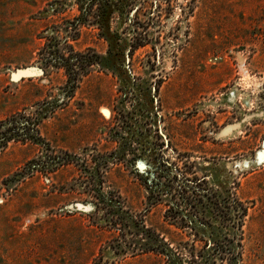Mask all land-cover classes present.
Listing matches in <instances>:
<instances>
[{
    "label": "rangeland",
    "instance_id": "rangeland-1",
    "mask_svg": "<svg viewBox=\"0 0 264 264\" xmlns=\"http://www.w3.org/2000/svg\"><path fill=\"white\" fill-rule=\"evenodd\" d=\"M14 113L75 156L20 175L43 147L0 148V264H169L143 251L146 228L195 230L136 175L161 150L237 197L242 264H264V0H0V120Z\"/></svg>",
    "mask_w": 264,
    "mask_h": 264
},
{
    "label": "trees",
    "instance_id": "trees-1",
    "mask_svg": "<svg viewBox=\"0 0 264 264\" xmlns=\"http://www.w3.org/2000/svg\"><path fill=\"white\" fill-rule=\"evenodd\" d=\"M62 59L68 62V57L63 56ZM60 64L67 71L73 68L67 63ZM71 70L75 73V69ZM68 82H72V87L75 86L77 77L69 73ZM19 116L24 117L26 122H19ZM40 120L39 117L27 116L25 113H14L0 120V148L13 139L31 141L43 147L44 154L40 159L28 160L17 174H31L38 170L54 171L61 165L72 163L74 159L75 155L71 153H56L42 139L38 128ZM157 145L159 146L157 142L143 145L141 150L144 153L152 150L155 152L153 147ZM158 155L151 157V168L144 173L137 172L136 175L149 189L147 198L154 200L150 203L166 200L168 205L166 216L182 218L183 226H190L195 233L194 237L187 241H174L171 238L167 240V233L146 228L143 232V251L152 252L169 264H242V243L237 240V225L238 227L242 225L246 207L231 194V191L229 192V189L221 187V190L217 191L209 188L205 176L199 177L195 171H191V167L195 165L194 161H187L184 164L185 168H182L165 157L162 150L160 158ZM108 161L106 159L103 163L107 165ZM102 166V163L96 162L95 167L87 166L83 169L89 179L87 184L94 192L103 187ZM188 172L191 175H188ZM164 195L170 196V199H164ZM100 200L104 202L102 197ZM109 202H113V199ZM203 226L208 227L207 231ZM184 250L187 254H184Z\"/></svg>",
    "mask_w": 264,
    "mask_h": 264
},
{
    "label": "bare ground",
    "instance_id": "bare-ground-1",
    "mask_svg": "<svg viewBox=\"0 0 264 264\" xmlns=\"http://www.w3.org/2000/svg\"><path fill=\"white\" fill-rule=\"evenodd\" d=\"M233 127L231 125L228 124V126L224 127L221 132H228V131H231ZM257 159L258 160H264V147L263 149L259 150L258 153H257ZM248 163V162H247Z\"/></svg>",
    "mask_w": 264,
    "mask_h": 264
}]
</instances>
